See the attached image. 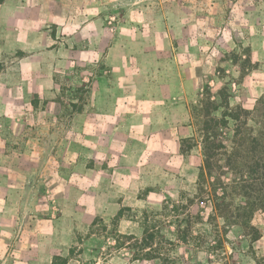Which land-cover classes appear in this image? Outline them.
I'll return each mask as SVG.
<instances>
[{"label": "crops", "instance_id": "obj_1", "mask_svg": "<svg viewBox=\"0 0 264 264\" xmlns=\"http://www.w3.org/2000/svg\"><path fill=\"white\" fill-rule=\"evenodd\" d=\"M70 1L26 0L25 14L32 16L19 20L21 0L0 3L9 7L0 9V264H16L12 252H16L15 244L20 245L17 238L27 236V224L22 220L26 221L32 212L33 160L39 158L41 172L47 173L49 143L59 138L47 133L34 135L26 95L32 98L33 93L43 95L54 90L58 97L64 80L59 73L69 71L62 67L50 70L43 63L46 55L41 48L47 42L36 39L40 28L34 16L41 12L46 20H59L61 29L77 31L73 18L58 17L66 12L61 9L65 6L68 11L79 8L75 0ZM230 6L212 9L215 21L202 17L200 32L194 39L187 32H172L173 28L192 29L188 16L176 22L128 23L126 26L134 30L131 35L116 38L98 57L100 63L83 76L88 82L84 83L87 118L75 121L80 125L75 142L87 143L94 171L114 174L116 183L126 182L124 175H135L131 187L141 189L145 188L138 175L142 167L157 165L173 182L163 190H170L178 180L184 184L182 189L197 187L204 154L202 144L196 141L195 111L201 108L200 97L206 85H219L224 79L210 69V50L214 54L233 53L240 61L253 63L241 67L234 62L227 70L232 107L254 109L264 97V0H234ZM214 29L216 37L211 34ZM40 36L46 38L48 33ZM20 49L25 58L23 69L18 70ZM57 57L58 61L71 63L73 69L78 62L74 55ZM36 60L39 66H34ZM4 64L7 67L1 69ZM34 85L39 87L34 89ZM49 123L58 121L43 119L39 125ZM185 140L193 142L188 149ZM194 178L195 183H187Z\"/></svg>", "mask_w": 264, "mask_h": 264}, {"label": "rangeland", "instance_id": "obj_2", "mask_svg": "<svg viewBox=\"0 0 264 264\" xmlns=\"http://www.w3.org/2000/svg\"><path fill=\"white\" fill-rule=\"evenodd\" d=\"M25 1L21 0V6L17 8L22 10L18 11V20L32 16L31 13L25 14ZM233 1L75 0L78 9L68 11L65 6L61 9L66 12L58 15L59 18L70 17L76 21L78 28L72 33L61 29L59 20H46V15L41 12L34 16L39 21L37 27L40 34L48 33L46 38H41L40 34L36 36V39L47 42L41 48L46 55L43 63L50 70L62 67L69 71L59 73L64 82L61 78L63 86L58 97L54 90L43 95L33 93L32 98L28 93L26 95L27 103L31 104L34 135L47 133L59 135V138L49 143L47 173L41 172L39 158L33 160L32 212L30 217L27 214L26 221L22 220L27 224L28 234L17 238L20 245L15 244L16 252H12L15 253L13 261L16 264H256V258L264 256V209L257 211L252 220L260 230L261 239L252 240L238 227L223 231L219 225L224 220L210 218L212 207L200 200L204 193L198 185L197 189L195 186L182 189L184 184L178 180L170 186V190H163L173 182L168 181L170 179L164 174L163 167L157 165H146L138 174L145 188L131 187V179L135 175H124L126 182L116 183L114 174H106L100 169L94 171L87 143L75 142L80 129L75 121L87 118L84 113L87 100L84 83L88 82L83 80V76H88L95 64L100 63L98 57L106 53L116 38L126 36V33L131 35L134 30L126 26L128 23L136 25L151 20L176 22L188 16L192 20V29L183 31L173 28L172 32H187L194 39L200 32L202 17L215 21L212 9H228ZM69 2L64 0L65 4ZM0 9L9 7L3 3ZM211 34L216 37V30ZM74 37L75 40H72ZM211 51L210 69L224 79L219 85H206L200 105L203 100L208 101L212 97L215 105L221 106L217 111V115H221L227 111L223 106L230 95L226 77L230 72L227 70L234 62L241 67L252 66L253 63L240 61L233 53L216 51L217 54H214ZM23 53V49L17 53L18 70L24 66ZM57 54L74 55V59L78 60L74 69L63 59L58 61ZM39 64L40 61H34V66ZM5 67L7 64L1 65V69ZM38 87L34 85V89ZM200 109L195 111L196 141L203 147ZM43 119L58 123L41 127L39 124ZM191 143L186 142L185 149ZM98 160L103 161L102 158ZM177 161L179 164L180 159ZM221 177L226 182L230 181L228 175ZM208 179L214 183L217 178ZM195 181L194 178L187 183ZM189 219L192 226L186 229L189 237L185 241L180 238L178 228L182 225L184 229ZM19 222L18 233L21 231ZM150 234L155 238L154 254L159 253V256L142 254V251H150L143 241ZM136 252L141 255L135 256Z\"/></svg>", "mask_w": 264, "mask_h": 264}, {"label": "trees", "instance_id": "obj_3", "mask_svg": "<svg viewBox=\"0 0 264 264\" xmlns=\"http://www.w3.org/2000/svg\"><path fill=\"white\" fill-rule=\"evenodd\" d=\"M2 2L4 0H0ZM219 94L223 97L222 93ZM229 99L230 95L223 106L227 111L221 115H217L221 106L215 105L212 97L202 101L201 131L205 158L198 178L199 189L204 193L200 200L212 207L210 218L224 220L220 227L223 231L238 227L252 240H258L261 233L252 220L257 211L264 209V97L257 101L254 109L243 105L232 107ZM224 175L229 176V182L221 177ZM208 177L217 179L213 183ZM186 223L184 229L180 225L178 232L182 240L188 241L186 229L192 226V222L189 219ZM154 239L153 234L144 237L145 248L150 247V251H142L143 255H160L154 254ZM134 255L140 256L141 253ZM256 264H264V256L257 257Z\"/></svg>", "mask_w": 264, "mask_h": 264}]
</instances>
